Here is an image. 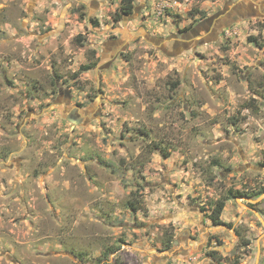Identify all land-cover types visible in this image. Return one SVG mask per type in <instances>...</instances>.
<instances>
[{
  "label": "rangeland",
  "instance_id": "1",
  "mask_svg": "<svg viewBox=\"0 0 264 264\" xmlns=\"http://www.w3.org/2000/svg\"><path fill=\"white\" fill-rule=\"evenodd\" d=\"M120 6L0 0V264H264V2Z\"/></svg>",
  "mask_w": 264,
  "mask_h": 264
},
{
  "label": "trees",
  "instance_id": "2",
  "mask_svg": "<svg viewBox=\"0 0 264 264\" xmlns=\"http://www.w3.org/2000/svg\"><path fill=\"white\" fill-rule=\"evenodd\" d=\"M133 0H121V6H120V14L122 16H129L133 12ZM79 39V37H77ZM88 67L83 66L80 67L81 70H86ZM262 193H264V189H262ZM239 196H246L247 198H253L254 196L247 195L244 193H241L239 191L231 192L229 191L227 193V196L223 199L217 200L214 205H212V209L210 214L208 215V218L211 220L213 225H224V223L220 220V215L223 211V208L225 206V202L232 198V197H239ZM128 206L131 210H140L142 209V205L140 202V198L137 195H130V199L128 201ZM215 253H211V255H214ZM220 260L219 258L217 259ZM220 262V261H219ZM111 264H117L111 263ZM232 264H237V261H233Z\"/></svg>",
  "mask_w": 264,
  "mask_h": 264
},
{
  "label": "flooded vegetation",
  "instance_id": "3",
  "mask_svg": "<svg viewBox=\"0 0 264 264\" xmlns=\"http://www.w3.org/2000/svg\"><path fill=\"white\" fill-rule=\"evenodd\" d=\"M257 2L261 4V3L264 2V0H257ZM237 7H238V6H237ZM237 7H236V8H237ZM231 10H232V9H231ZM237 10H238V9H237ZM261 10L264 12V7H262ZM228 13H230V12H228ZM252 13H253V12L247 14L246 16L243 15V14H246V13H243V14L239 13V14L235 15V17L237 16V18H244V17H248V16H250ZM261 17L264 19V13L261 14Z\"/></svg>",
  "mask_w": 264,
  "mask_h": 264
},
{
  "label": "water",
  "instance_id": "4",
  "mask_svg": "<svg viewBox=\"0 0 264 264\" xmlns=\"http://www.w3.org/2000/svg\"><path fill=\"white\" fill-rule=\"evenodd\" d=\"M246 201H247V202H251V201H249V200H247V199H246Z\"/></svg>",
  "mask_w": 264,
  "mask_h": 264
}]
</instances>
